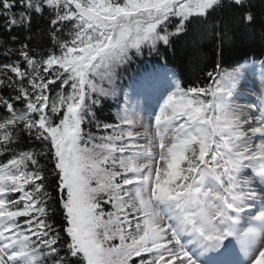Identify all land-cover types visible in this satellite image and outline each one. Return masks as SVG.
<instances>
[{"label": "snow or ice", "instance_id": "1", "mask_svg": "<svg viewBox=\"0 0 264 264\" xmlns=\"http://www.w3.org/2000/svg\"><path fill=\"white\" fill-rule=\"evenodd\" d=\"M257 29L264 0H0V264H264V60L227 58ZM204 46L203 82L168 67Z\"/></svg>", "mask_w": 264, "mask_h": 264}, {"label": "trees", "instance_id": "2", "mask_svg": "<svg viewBox=\"0 0 264 264\" xmlns=\"http://www.w3.org/2000/svg\"><path fill=\"white\" fill-rule=\"evenodd\" d=\"M254 3H259V0H254ZM259 12V8L256 9ZM40 27H44V25H40ZM36 29H33L35 32ZM0 35H3L0 33ZM18 40L14 43L15 47H19V44L24 41L25 34L23 32L17 33ZM9 39L10 45L13 42L10 38ZM40 46L43 48H47L50 46L48 38L45 36L43 40L40 42ZM202 52L207 57V59L200 63L199 61H195L194 63L198 64V67H194L193 64L188 63V58L183 56H178L171 58L172 62L169 63V67H175L178 73L181 74V78L185 79L187 83L193 82L194 79L197 77H201L202 82L205 78H203V72L210 70L211 68V61L212 57V48L208 46H204L202 48ZM227 58L230 61H238L239 63H244L250 59L256 60H264V41H262L259 37V29H257V35L254 37H246L244 39H237L234 46L231 48V51L227 52ZM0 61H3V56L0 55ZM162 61L159 60L157 57H149L147 53L143 57L137 58L135 62L131 65L127 72H125L122 78H127L130 76L132 72L135 70H144L148 66L157 65L161 66ZM140 66V67H137ZM228 66V65H225ZM133 74V73H132ZM106 104L112 105V101H107ZM108 109H106V112ZM2 114V113H0Z\"/></svg>", "mask_w": 264, "mask_h": 264}, {"label": "rangeland", "instance_id": "3", "mask_svg": "<svg viewBox=\"0 0 264 264\" xmlns=\"http://www.w3.org/2000/svg\"><path fill=\"white\" fill-rule=\"evenodd\" d=\"M255 78H256L255 75L249 74L246 76V79L241 82V85H240L241 91L244 93V95L250 97V99H252V100H255L256 96L261 92L260 81L258 79H255ZM254 80H256V81H254ZM251 85L256 88V92L258 94L254 93L253 91L252 92L247 91L248 88H252ZM147 92L148 91H145L143 94H140V96L137 97L141 101V103H143L145 100V97H147V95H146ZM137 98H135V99H137ZM238 102L241 104L246 103V101L243 99L238 101Z\"/></svg>", "mask_w": 264, "mask_h": 264}, {"label": "bare ground", "instance_id": "4", "mask_svg": "<svg viewBox=\"0 0 264 264\" xmlns=\"http://www.w3.org/2000/svg\"><path fill=\"white\" fill-rule=\"evenodd\" d=\"M130 77L132 78V80H133V81H134V80L136 81V80L138 79V78H137V77H135V75H134V74H132V73L130 74Z\"/></svg>", "mask_w": 264, "mask_h": 264}]
</instances>
